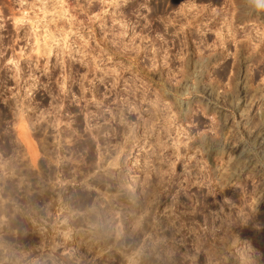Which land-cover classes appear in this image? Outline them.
Returning a JSON list of instances; mask_svg holds the SVG:
<instances>
[{
	"label": "rangeland",
	"instance_id": "rangeland-1",
	"mask_svg": "<svg viewBox=\"0 0 264 264\" xmlns=\"http://www.w3.org/2000/svg\"><path fill=\"white\" fill-rule=\"evenodd\" d=\"M0 264H264V0H0Z\"/></svg>",
	"mask_w": 264,
	"mask_h": 264
}]
</instances>
